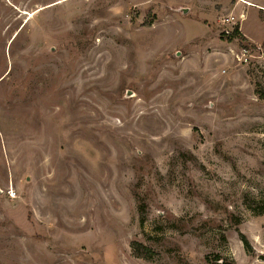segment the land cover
I'll use <instances>...</instances> for the list:
<instances>
[{
	"label": "rangeland",
	"instance_id": "obj_1",
	"mask_svg": "<svg viewBox=\"0 0 264 264\" xmlns=\"http://www.w3.org/2000/svg\"><path fill=\"white\" fill-rule=\"evenodd\" d=\"M245 1L0 0V264H264Z\"/></svg>",
	"mask_w": 264,
	"mask_h": 264
},
{
	"label": "trees",
	"instance_id": "obj_2",
	"mask_svg": "<svg viewBox=\"0 0 264 264\" xmlns=\"http://www.w3.org/2000/svg\"><path fill=\"white\" fill-rule=\"evenodd\" d=\"M237 35H240L241 37L246 39V36L240 32L239 27L235 28V30L232 33V37H235ZM250 207H252V209L255 210V211H259L261 213L264 212V203L252 202L250 204ZM241 237H242V241L245 244V247L247 249H251L252 245H251L249 239L247 238V236L245 234H242ZM132 246H133V249H134L135 256L141 257V258H145L147 260H152L153 259L154 253L147 246H145V245H143V244H141L140 242H137V241L133 242ZM260 258H262L264 260V254L260 255Z\"/></svg>",
	"mask_w": 264,
	"mask_h": 264
},
{
	"label": "water",
	"instance_id": "obj_3",
	"mask_svg": "<svg viewBox=\"0 0 264 264\" xmlns=\"http://www.w3.org/2000/svg\"><path fill=\"white\" fill-rule=\"evenodd\" d=\"M179 10H181L182 13L186 14L190 11L189 7H180ZM135 92L133 90H127L126 91V97L134 96Z\"/></svg>",
	"mask_w": 264,
	"mask_h": 264
},
{
	"label": "crops",
	"instance_id": "obj_4",
	"mask_svg": "<svg viewBox=\"0 0 264 264\" xmlns=\"http://www.w3.org/2000/svg\"><path fill=\"white\" fill-rule=\"evenodd\" d=\"M243 1V0H242ZM244 2H246L245 0H244ZM247 3V2H246Z\"/></svg>",
	"mask_w": 264,
	"mask_h": 264
},
{
	"label": "bare ground",
	"instance_id": "obj_5",
	"mask_svg": "<svg viewBox=\"0 0 264 264\" xmlns=\"http://www.w3.org/2000/svg\"><path fill=\"white\" fill-rule=\"evenodd\" d=\"M244 1V0H243Z\"/></svg>",
	"mask_w": 264,
	"mask_h": 264
}]
</instances>
